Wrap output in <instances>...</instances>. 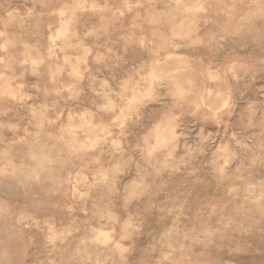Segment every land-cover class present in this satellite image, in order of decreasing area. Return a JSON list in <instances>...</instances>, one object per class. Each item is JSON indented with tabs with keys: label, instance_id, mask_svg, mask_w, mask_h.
<instances>
[{
	"label": "clouds",
	"instance_id": "obj_1",
	"mask_svg": "<svg viewBox=\"0 0 264 264\" xmlns=\"http://www.w3.org/2000/svg\"><path fill=\"white\" fill-rule=\"evenodd\" d=\"M0 264H264V0H0Z\"/></svg>",
	"mask_w": 264,
	"mask_h": 264
}]
</instances>
